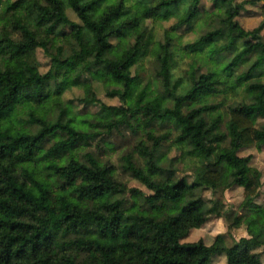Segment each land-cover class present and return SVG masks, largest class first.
<instances>
[{
	"label": "clouds",
	"instance_id": "obj_1",
	"mask_svg": "<svg viewBox=\"0 0 264 264\" xmlns=\"http://www.w3.org/2000/svg\"><path fill=\"white\" fill-rule=\"evenodd\" d=\"M0 264H264V0H0Z\"/></svg>",
	"mask_w": 264,
	"mask_h": 264
}]
</instances>
